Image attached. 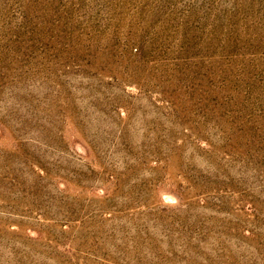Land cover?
Listing matches in <instances>:
<instances>
[{
  "label": "rangeland",
  "instance_id": "rangeland-1",
  "mask_svg": "<svg viewBox=\"0 0 264 264\" xmlns=\"http://www.w3.org/2000/svg\"><path fill=\"white\" fill-rule=\"evenodd\" d=\"M0 264H264V0H0Z\"/></svg>",
  "mask_w": 264,
  "mask_h": 264
}]
</instances>
